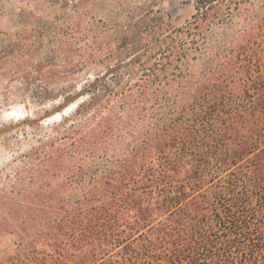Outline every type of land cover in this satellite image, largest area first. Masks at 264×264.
Listing matches in <instances>:
<instances>
[{
  "label": "trees",
  "instance_id": "trees-1",
  "mask_svg": "<svg viewBox=\"0 0 264 264\" xmlns=\"http://www.w3.org/2000/svg\"><path fill=\"white\" fill-rule=\"evenodd\" d=\"M75 6L0 51V76L77 103L50 127L44 229L0 264H264V0H194L183 24L159 0Z\"/></svg>",
  "mask_w": 264,
  "mask_h": 264
},
{
  "label": "rangeland",
  "instance_id": "rangeland-1",
  "mask_svg": "<svg viewBox=\"0 0 264 264\" xmlns=\"http://www.w3.org/2000/svg\"><path fill=\"white\" fill-rule=\"evenodd\" d=\"M76 2L0 0V51L17 41L40 39L39 30L62 25ZM159 5L177 24L195 11L194 0H159ZM38 58L42 59L41 53H33L26 61L31 64ZM13 60L22 62L18 51ZM93 72V66H83L72 74V83L80 85ZM39 91L31 78L21 79L18 73L0 76V251L14 248L20 238L26 240L43 228L50 180L45 158L50 141L60 136L51 134L50 127L77 106L73 103L56 111L62 99L42 98Z\"/></svg>",
  "mask_w": 264,
  "mask_h": 264
}]
</instances>
